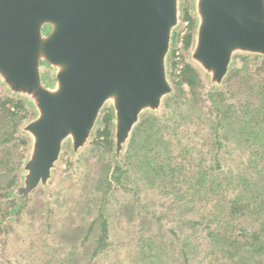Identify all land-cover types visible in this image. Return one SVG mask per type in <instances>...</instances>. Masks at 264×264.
Instances as JSON below:
<instances>
[{
    "label": "rangeland",
    "instance_id": "374dc122",
    "mask_svg": "<svg viewBox=\"0 0 264 264\" xmlns=\"http://www.w3.org/2000/svg\"><path fill=\"white\" fill-rule=\"evenodd\" d=\"M188 17L193 19L192 0H182L180 20H189ZM188 33L193 34V27ZM185 38L179 45L177 30L174 32L167 62L172 94L158 114L141 117L160 118L163 127L158 132L157 145L134 153L128 152L129 141L120 159L112 162V119L106 127L102 117L109 109H105L87 146L75 157L68 147L64 148L46 189L36 188L22 204L18 216L8 213L15 212L16 197L11 193L20 184V169L29 151L28 138L19 134L28 117L18 126L17 134L10 133L9 128L5 134L2 131L5 141L0 145V187L5 189L14 177L17 184L9 193L14 206L0 197V220L4 226L0 231V264H65L68 260V264H143L135 258V249L141 242L154 247L159 255L145 264L212 261L204 236L207 228L215 225L211 222L215 215H220L218 206H211V199L227 197L233 191V186L226 184L227 176L252 179L263 185L264 195V154L257 156L255 162H248L244 135L239 136L242 146L221 136L226 131L222 133L215 126L212 101L234 105V114L241 111L239 108L261 107L264 58L236 57L231 69L242 73L237 79L227 83L225 80L223 88L215 90L225 93L221 101L215 96L211 100L206 79L188 61L192 36L188 47ZM187 67L198 76L199 84L194 89L197 98L190 96L183 78ZM246 72H250L249 79ZM0 92L5 96L1 89ZM106 132L110 147L105 143ZM128 153H134L130 160L126 159ZM116 163L122 173L109 184L107 177ZM169 166L180 172L169 173ZM202 168L206 173L197 183L194 173ZM216 177L224 184L212 191L210 179ZM100 215L108 224L109 247L94 254Z\"/></svg>",
    "mask_w": 264,
    "mask_h": 264
},
{
    "label": "water",
    "instance_id": "95a60500",
    "mask_svg": "<svg viewBox=\"0 0 264 264\" xmlns=\"http://www.w3.org/2000/svg\"><path fill=\"white\" fill-rule=\"evenodd\" d=\"M181 1L0 0V89L29 112L15 210L46 189L64 148L87 146L105 109L112 162L141 117L161 111ZM192 13L188 61L209 89L223 88L236 57L264 58V0H192Z\"/></svg>",
    "mask_w": 264,
    "mask_h": 264
},
{
    "label": "trees",
    "instance_id": "16d2710c",
    "mask_svg": "<svg viewBox=\"0 0 264 264\" xmlns=\"http://www.w3.org/2000/svg\"><path fill=\"white\" fill-rule=\"evenodd\" d=\"M190 21V28L193 27V19L188 17ZM191 33L185 38L186 47L189 46L191 40ZM264 62V60H263ZM264 64V63H263ZM242 72L236 69H231L226 78V83L233 79H237ZM246 79H249L250 72H246ZM184 80L188 84V91L192 98H197L195 88L198 87L199 81L197 79V73L192 68H186L183 74ZM182 94V93H181ZM209 97L213 100V96L222 100L224 97L223 91H215L214 89L209 91ZM261 107L255 110L241 109L240 112L235 111L234 105H219L216 100L212 101V106L215 115V126L218 127L222 133L226 131L224 138L230 139V142L241 144L243 141L239 138L240 135H244L243 144L245 146L246 157L248 162H255L257 156H263L264 154V94L261 95ZM13 107V111L10 110ZM251 111V112H250ZM29 117L28 111L24 108L20 101L11 100L2 95L0 92V145L5 141L2 138V131L5 134V129H10V133L17 134L18 126L24 119ZM103 120L107 127L111 119V113L106 111L103 114ZM232 123L236 127L232 128ZM163 124L160 118L155 116H146L141 119L139 124L135 127L131 141L129 143L128 152L135 150H150L151 147L157 145L159 141L158 132L161 131ZM157 134V135H156ZM215 134L216 129H215ZM234 138V139H232ZM242 138V137H241ZM3 140V141H2ZM242 140V141H241ZM105 143L110 147L111 142L108 139V133L105 135ZM258 146H262L258 148ZM134 153H128L126 159H132ZM181 169V168H180ZM199 169L195 171L197 174L196 182L200 183L204 179L206 169ZM110 176L107 178V182L110 184L112 180H117L122 173L121 167L116 163L115 166L110 169ZM169 173H179L180 170L175 167L168 169ZM258 174V172H256ZM264 183V173H262ZM226 182L227 186L232 187V193L227 197H214L211 199V206L220 209V215H215L211 221L215 225L211 228H207L205 233V239L210 249V256L212 261L208 264H264V195L262 194L263 185H259L252 179L245 178L244 176H235L230 174ZM255 178V177H253ZM213 179V180H212ZM227 179V178H225ZM211 190L222 186V180L219 178H211ZM223 182V181H222ZM17 180L14 177L6 185L5 189L0 187V197L10 201L11 206H14V199L10 198L11 189L16 186ZM9 205V204H8ZM23 206L15 212H9V216H18ZM96 223H99V230L95 240L94 254L103 253L107 251L109 247L108 243V224L106 218L100 215ZM4 230L3 223L0 220V231ZM97 233V232H96ZM145 242H141L138 245V249H135L136 260H142L143 264L146 262H153L159 255L156 253L154 247H146ZM147 249V251H146ZM185 255V254H184ZM69 261V260H68ZM66 261L65 264L71 262ZM64 263V262H63Z\"/></svg>",
    "mask_w": 264,
    "mask_h": 264
},
{
    "label": "built area",
    "instance_id": "2783aa9c",
    "mask_svg": "<svg viewBox=\"0 0 264 264\" xmlns=\"http://www.w3.org/2000/svg\"><path fill=\"white\" fill-rule=\"evenodd\" d=\"M189 29H190V21L188 19L180 20V23L176 29L177 35L179 37V45H183L184 38L188 35Z\"/></svg>",
    "mask_w": 264,
    "mask_h": 264
}]
</instances>
